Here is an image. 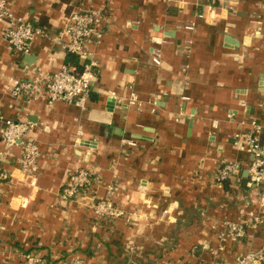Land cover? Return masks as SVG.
I'll return each mask as SVG.
<instances>
[{
	"label": "crops",
	"instance_id": "obj_1",
	"mask_svg": "<svg viewBox=\"0 0 264 264\" xmlns=\"http://www.w3.org/2000/svg\"><path fill=\"white\" fill-rule=\"evenodd\" d=\"M232 1V11L203 19L196 16L203 0H8L48 36L33 42L27 60L8 48L0 22V133L5 119H27L41 149L34 179L11 164V182L0 185V264H19L30 249L51 264L75 257L84 264L207 260L204 245L218 244L226 221L264 212V184H249L244 170L252 157L234 143L253 120L264 122V0ZM77 3L103 9L108 26L92 44L98 75L85 108L10 96L9 78L52 73L65 63L67 52L52 37ZM157 48L160 66L152 61ZM130 86L145 102L142 110L108 95L127 96ZM221 160L240 164L239 177L222 189L211 177ZM75 166L98 175L94 198L117 184L114 200L135 213V225L99 220L81 199L57 204ZM248 234L227 243V257L263 245L264 223ZM129 238L140 247L133 256Z\"/></svg>",
	"mask_w": 264,
	"mask_h": 264
},
{
	"label": "built area",
	"instance_id": "obj_2",
	"mask_svg": "<svg viewBox=\"0 0 264 264\" xmlns=\"http://www.w3.org/2000/svg\"><path fill=\"white\" fill-rule=\"evenodd\" d=\"M174 1V0H168ZM204 9L198 11V18L206 19L216 16L218 9L225 8L228 11L234 9L232 0H203ZM106 14L103 9L88 8L82 3L75 4L66 18L65 24L59 33L52 39L67 53L78 55L84 61L82 72L78 73L70 65L64 63L52 73L36 72L31 78L11 77L7 82L5 91L13 98L24 97L27 101L45 96L48 103L63 101L84 109L93 90L98 63L95 60L92 44H100L107 34ZM0 22L3 24V37L8 48L19 54H29L33 42L38 38L47 37L43 27L23 16H18L12 10L8 0H0ZM194 23L185 25L186 29H192ZM190 42V41H189ZM152 61L160 66L162 53L159 48L153 50ZM108 95L126 106H134L142 110L145 102L140 99L138 93L129 87L127 96H120L116 91H108ZM152 110H155V101L150 102ZM35 123L27 119L8 118L4 120V127L0 133V185L11 182L12 172L8 166L15 164L16 168L27 177L35 178L40 170L41 149L38 142L30 136V131ZM264 122L253 120L250 129L239 131L234 136L237 150L245 152L252 157L248 173L251 184L260 186L264 184ZM125 144L136 146L137 141L132 138L123 139ZM199 169L194 175H199ZM240 175V164L236 160H221L211 173L212 179L222 189L224 183ZM96 172L88 167L75 166L67 180L63 183L58 193L57 204H72L82 200L85 208L99 220L114 223L117 220H125L131 225L135 219V213L128 212L118 205L114 196L117 184H106V194L103 197H92V189L99 184ZM247 219L239 221L228 220L224 228L217 234L216 246H205L208 249L207 260L193 261L186 264H264V244L257 248L227 257V243L231 240L242 241L248 237V228L257 230L264 223V212L249 210ZM127 248L130 255H136L140 247L132 238L128 239ZM19 264H51L40 252L29 251L22 255ZM71 264H84L82 258L75 257Z\"/></svg>",
	"mask_w": 264,
	"mask_h": 264
},
{
	"label": "trees",
	"instance_id": "obj_3",
	"mask_svg": "<svg viewBox=\"0 0 264 264\" xmlns=\"http://www.w3.org/2000/svg\"><path fill=\"white\" fill-rule=\"evenodd\" d=\"M65 63L74 68V70L78 73L82 72L84 68V61L76 54L67 53L65 57ZM227 182L224 183V187L227 186ZM32 250L33 249L26 250L25 252H29Z\"/></svg>",
	"mask_w": 264,
	"mask_h": 264
},
{
	"label": "water",
	"instance_id": "obj_4",
	"mask_svg": "<svg viewBox=\"0 0 264 264\" xmlns=\"http://www.w3.org/2000/svg\"><path fill=\"white\" fill-rule=\"evenodd\" d=\"M228 40H230V39H228ZM232 40H230V42H231ZM30 54H24V57H26V59L27 60H31L32 59V57L31 56H29ZM244 175L245 176H249V173H248V170H244ZM249 184H251V182H249ZM253 184V183H252ZM253 185H255V184H253ZM232 241H236V239H234V240H232Z\"/></svg>",
	"mask_w": 264,
	"mask_h": 264
}]
</instances>
